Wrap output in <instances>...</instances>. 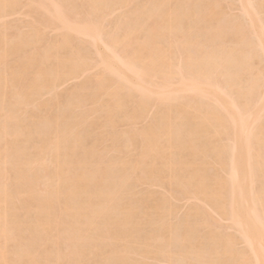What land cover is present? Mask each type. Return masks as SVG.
Here are the masks:
<instances>
[{"label":"bare ground","instance_id":"6f19581e","mask_svg":"<svg viewBox=\"0 0 264 264\" xmlns=\"http://www.w3.org/2000/svg\"><path fill=\"white\" fill-rule=\"evenodd\" d=\"M138 1L0 0V264H264V0Z\"/></svg>","mask_w":264,"mask_h":264},{"label":"rangeland","instance_id":"374dc122","mask_svg":"<svg viewBox=\"0 0 264 264\" xmlns=\"http://www.w3.org/2000/svg\"><path fill=\"white\" fill-rule=\"evenodd\" d=\"M140 1H141V2H145V1L139 0V1H138V4H139V5L141 4ZM231 1H232L233 3H232ZM237 1H238V0H228V1H227V0H222V1L218 0L219 3L221 2V3H220V4H221V9H223V8H222V5L225 6L224 8H227L228 5H227L226 3H227V2H230V3L234 4V6L228 3V4H229L228 7L230 8V7L233 6L234 8H231V9H233V10H234L236 7L239 6V5H237V3H238ZM255 1H256V0H255ZM142 5H143V4H142ZM129 8L132 10L133 5H131V7H127V9H126V8H125V9L122 8V10H123L124 13H125V11H126V10L128 11ZM229 8H227L226 11L222 10V11H223V12H222V16H223V18L225 17V18L228 19V17L230 18V16H233V17H234V21H235V20H238V18H240V16H242V14H241V11H242V10H241V9L239 10V8H236V9H238L239 11H238V10H237V11L235 10V12H234V11H230L231 9L229 10ZM19 9H20V8H19ZM120 9H121V8H120ZM120 9H119V10H120ZM130 9H129V10H130ZM18 11H19V12H18ZM18 11H17L18 13L13 14L11 17L9 16L10 18H9L8 16H7V17H4V19L7 18V21L9 20V23H7V21L4 20V22L7 23V24H5V25L9 26V28L11 27L9 30L13 32V33H12V32H10V33L8 32L9 35H10V34L13 35V34L17 33L18 30H19V31L21 30V32H22V30H23V32H26V31H27L25 28H22V29H21V28H18V29H17V28H16V24L19 25L20 23L22 24V22H23V23H25L24 26L27 25L26 27L28 28L29 23L32 22L31 19H30L31 16H30V14H29V12H28V10H27L26 8H22V9H20V10H18ZM123 11H121V10H120L119 12L115 11V13H117L116 16L118 15V13H121V12H123ZM228 11H230V12H229V13L231 14L230 16H227ZM225 12H226V14H225ZM231 12H234V13H233L234 15H232ZM115 13L112 14L111 19L109 18V20H110L111 22L115 21L117 18H119V17L122 15V14H120V16H117V17H116V16H115ZM235 13H236V16H237L236 18H235ZM238 13H240L241 15L239 14V16H238V15H237ZM23 14H25V15L22 16ZM27 14H28V17L26 16ZM14 16H15V19H18V21H15ZM16 16H17V17H16ZM18 16H20L21 19L24 20V18H25L26 20H25V21L22 20V22H20L21 20H20V18H18ZM21 16H22V17H21ZM25 16H26L27 18H26ZM244 16H245V15L243 14V19L240 18L239 20H241V22L244 21V23H246V22H245L246 19H245ZM23 17H24V18H23ZM29 17H30V18H29ZM8 18H9V19H8ZM225 18H224V20L221 19L220 22L223 21V24H225V23L228 24V23L233 22L232 20H230V22H229V19H228V20H227V19L225 20ZM12 19H13L15 22H14ZM114 19H115V20H114ZM230 19H232V18H230ZM10 20H11V21H10ZM29 20H30V21H29ZM32 20H33V19H32ZM0 21L2 22V19H0ZM11 22H13V23H11ZM18 22H20V23H18ZM10 23H11V24H10ZM221 23H222V22H221ZM242 23H243V22H242ZM14 24H15V30H17L16 32H14V29H12V28L14 27ZM0 25H1V24H0ZM3 25H4V24H3ZM11 25H12V26H11ZM225 25H226V24H225ZM20 26H21V25H20ZM18 27H19V26H18ZM22 27H23V24H22ZM0 29H1V28H0ZM9 30H8V31H9ZM47 33H48V30H47ZM49 33L52 35L51 30L49 31ZM53 33H54V31H53ZM45 34H46V31H45ZM51 35H50V36H51ZM54 35H55V34H53V36H51V37L49 36V37L53 39ZM46 36H47V35H46ZM46 36H45V37H46ZM56 36H57V35H56ZM49 37H48V38L46 37V39L49 40ZM228 38H229V37H228ZM94 71H95V72H93V73H95V74L98 72V71H96V70H94ZM90 73H91V71L88 72L87 75H88V74H89V75H92V73H91V74H90ZM87 75H86V76H87ZM93 75H94V74H93ZM84 76H85V75H84ZM86 76H85V77H86ZM82 79H83V76H82ZM68 81H69V82H67V83H65V84H64V83H63V84L61 83L60 87L58 86V87H59L58 90L60 91V95H63V94H61V93H64V92H66V93H70V92L72 91L71 89H72V88L75 89V87L77 86V84H78V86H79L80 82H83L84 79H83V81H81L80 78H78V79L75 78V79H73V80L71 79V81H70V80H68ZM58 87H57V88H58ZM57 92H58V91H57ZM58 93H59V92H58ZM64 94H65V93H64ZM48 96H50V95H48ZM64 96H66V94H65ZM43 97H46V96L44 95ZM43 97H42L41 101H42V102H46V99L43 98ZM46 98L49 100L51 97H50V98H49V97H46ZM44 99H45V100H44ZM48 100H47V101H48ZM155 110L157 111V109L154 108V110H153V109H152V111L150 110L151 113H150V111L148 112L147 119L149 118L148 116H150L149 113H150L151 115H153V113H154ZM155 113H156V112H155ZM154 115H155V114H154ZM154 115H153V116H154ZM153 116H150V117L152 118ZM147 119H145V120H143V121H138V122H140V123H138V125H141V126H142V123H143V122H144L145 124H148L149 121H150V118H149V120H147ZM146 122H147V123H146ZM120 123H121V122H120ZM122 123H123V122H122ZM122 123H121V125H122ZM123 124H124V125H122V129H120V130H123V131H124V129H126L127 131H130L131 129L134 130L135 128H132L133 126L136 127V129H141V128H140L141 126H137V123L132 124V127H131V125H129L128 123H127V124H126V123H123ZM125 124H126V126H125ZM118 125H119V123H118ZM116 126H117V124H116ZM124 126H125V127H124ZM143 126H144V124H143ZM118 127L121 128L120 125H119ZM123 127H124V128H123ZM97 128H99V127H97ZM96 130H97V129L95 128V131H96ZM98 130H100V129H98ZM116 130H117L118 132L120 131L117 127H116ZM95 131H92V132H95ZM100 131H101V130H100ZM100 131H99V132H100ZM123 131H120L119 134L122 133ZM96 132H98V131H96ZM96 132H95V133H96ZM95 133H94V135H95ZM123 133H124V132H123ZM96 134H97V133H96ZM108 145H109V144H108ZM113 153H114V152H113ZM111 154H112V152H111ZM108 156H109V154L107 153L106 158H107ZM110 156L112 157V155H110ZM110 156H109V157H110ZM115 156H116V154H113V157H115ZM111 157H110V158H111ZM140 185H141V184H140ZM140 185H139V186H140ZM139 186H138L136 189H139V190H141V189L144 190V189H145V190L148 191V190L150 189V186H151V185L148 184L149 188H148L147 184L141 185V186H142V187L140 186L141 189L139 188ZM155 186H156V185H152V186H151L152 189H150V190L153 191V190L155 189ZM143 187H144V188H143ZM145 187H146V188H145ZM147 188H148V189H147ZM156 188H157V187H156ZM158 188H161V187H158ZM158 188L155 189L154 191H155V192L159 191V192H157V193H159V194H162L160 191L163 192V190H165V191L167 190L166 188H164L163 190H161L162 188H161V189H158ZM139 190H135V193H136V191L138 192ZM145 190H144L143 192H142V191H139L140 193L138 192V193L136 194V195H138V196H137V197H134V199L139 200V199L142 197L143 193H146V192H147V191L145 192ZM154 191H153V192H154ZM165 191H164V192H165ZM168 191H169V189H168ZM168 191H167V194H165L164 196H167V195H168L167 197L170 198V196H172V198H173V195H174V198H173V199L170 198V199H172V200H171L172 204H173L174 206L178 204V205H179V208L181 207V208H180L181 210H180L179 208H177V207H178V205H177V207H176L175 209H176V210L179 209L180 211L177 210V211H178V214H175V218H176V220H174V218L171 217V222H170V224L174 222L175 225H178L179 222L181 221V220H180V219H181V216H180V215L182 214V217H183V216H184V215L190 210V209L188 210V208H191V206L193 207V204H191V206H190L189 203H192L191 201L194 202V200L189 199V202H186V201H185L184 203H182V202H183V197L185 198V196H181V197H182V201H181V200H179V199H181L180 195H178V197H179V199H178L177 195H175L174 193H171L170 191H169V193H168ZM164 192H163V193H164ZM165 193H166V192H165ZM170 193H171V194H170ZM169 194H170V195H169ZM175 196L177 197V200H179V201L181 202V204L178 203L179 201H177V202L174 201V200L176 199ZM186 199L188 200L187 197H186L184 200H186ZM174 202H175V204H174ZM195 202H196V201H195ZM185 203H186L187 205H186ZM194 204H195V203H194ZM197 204H198V203H197ZM185 205H186V206H185ZM187 206H190V207L187 208ZM182 207H183V208H182ZM184 207H185V208H184ZM186 208H187V210H186ZM175 209H174V211H175ZM182 211H183V213H182ZM185 211H186V212H185ZM184 212H185V213H184ZM179 214H180V215H179ZM177 216H178V217H177ZM179 217H180V218H179ZM216 218L219 220L218 217H216ZM172 220H173V221H172ZM218 220H217V221H218ZM219 221H220V220H219ZM219 221H218V222H219ZM177 222H178V224H177ZM222 222H224V221H220V222H219V223H220V226H222V224H221ZM225 222H226V221H225ZM228 223H229V222L226 223V226H227ZM223 224H225V223H223ZM175 225H174V226H175ZM229 225H230V224H229ZM220 226H219V227H220ZM228 227H229V226H228ZM223 228L225 229V228H227V227H223ZM221 229H222V228H221ZM228 229H230V228H227V229H225V230H228ZM231 229H232V228H231ZM225 230H224V231H225ZM221 231H223V229H222ZM224 231H223V232H224ZM228 231H229L228 234H230V232H231V234H232V233H233V234L235 233V230H234V229H233V231H232V230H228ZM224 233L227 234V232H224ZM233 234H232V235H233ZM235 234H236V233H235ZM151 242H152L151 244L154 245L155 247H159V246L162 245V242H161L160 240H157V242L160 243V244H158V245H157V244H154V243H157V242H156V239L152 240ZM156 245H157V246H156ZM239 245H241V244H239ZM238 247H239V246H238ZM242 247H243V245H242ZM240 248H241V246H240L238 249H240ZM241 249H242V248H241ZM141 257H142V256H141ZM141 257L139 256L138 258H137V257H136V258H137V260H139V258H141ZM151 257L153 258L154 256H148V258H146V259L148 260V263H147V261H144V259H145L144 256H143L144 259H142V260L144 261V263L146 262L145 264H149L150 260H151V261H154L155 263H158V262H156V261H160V258H159L158 260L155 261V258L152 259ZM160 257H161V256H160ZM149 258H151V259H149ZM146 259H145V260H146ZM161 259L163 260L162 262H164L165 259H163L162 257H161ZM140 260H141V259H140ZM143 261H142V262H143ZM165 261H166L165 264L168 263L167 260H165ZM154 262H151L150 264H154ZM160 262H161V261H160ZM160 262H159L158 264H162V263H160ZM169 264H170V263H169Z\"/></svg>","mask_w":264,"mask_h":264}]
</instances>
